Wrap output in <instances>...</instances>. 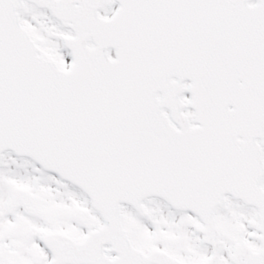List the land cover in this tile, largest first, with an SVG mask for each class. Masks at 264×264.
Instances as JSON below:
<instances>
[{
	"label": "snow or ice",
	"instance_id": "1",
	"mask_svg": "<svg viewBox=\"0 0 264 264\" xmlns=\"http://www.w3.org/2000/svg\"><path fill=\"white\" fill-rule=\"evenodd\" d=\"M0 264H264V0H0Z\"/></svg>",
	"mask_w": 264,
	"mask_h": 264
}]
</instances>
